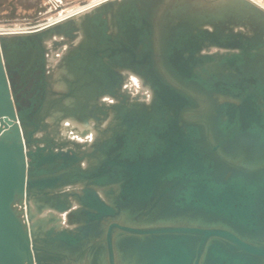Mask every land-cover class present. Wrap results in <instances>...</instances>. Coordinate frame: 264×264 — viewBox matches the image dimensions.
Masks as SVG:
<instances>
[{"label":"water","instance_id":"95a60500","mask_svg":"<svg viewBox=\"0 0 264 264\" xmlns=\"http://www.w3.org/2000/svg\"><path fill=\"white\" fill-rule=\"evenodd\" d=\"M0 264H264V6L0 34Z\"/></svg>","mask_w":264,"mask_h":264},{"label":"rangeland","instance_id":"374dc122","mask_svg":"<svg viewBox=\"0 0 264 264\" xmlns=\"http://www.w3.org/2000/svg\"><path fill=\"white\" fill-rule=\"evenodd\" d=\"M97 1L99 0H0V30L31 29ZM256 1L264 5V0ZM134 88L136 89L135 85ZM136 91L138 92L137 89Z\"/></svg>","mask_w":264,"mask_h":264},{"label":"bare ground","instance_id":"6f19581e","mask_svg":"<svg viewBox=\"0 0 264 264\" xmlns=\"http://www.w3.org/2000/svg\"><path fill=\"white\" fill-rule=\"evenodd\" d=\"M101 1H103V0H99V1H97V2H95V3H92V4H89V5L83 6V7H81V8L75 9V10H73V11L67 13V14L60 15L59 18H57V19H55V20H53V21L47 22V23H45V24H41V25L36 26V27H42V26H44V25L51 24L52 22L59 21V20H61V19H64V18H66V17H69L70 15H73V14H75V13H79V12H81V11H84V10L90 8L91 6H93L94 4L99 3V2H101ZM257 2H258V1H257ZM258 3H259V2H258ZM260 4H261V3H260ZM261 5L264 6L263 4H261ZM34 28H35V27H33V28H31V29H34ZM28 30H30V28H29V29H16V30H0V34L10 33V32L28 31ZM134 81H135V80H134Z\"/></svg>","mask_w":264,"mask_h":264},{"label":"built area","instance_id":"2783aa9c","mask_svg":"<svg viewBox=\"0 0 264 264\" xmlns=\"http://www.w3.org/2000/svg\"><path fill=\"white\" fill-rule=\"evenodd\" d=\"M134 80H135V81H134ZM130 82H131V84H132V86H133V87L131 86V88L134 89V91H136V89H137L138 91H140V89H141V85H140V82H139L136 78L131 77ZM134 85H135L136 89L134 88Z\"/></svg>","mask_w":264,"mask_h":264},{"label":"crops","instance_id":"0c3cea01","mask_svg":"<svg viewBox=\"0 0 264 264\" xmlns=\"http://www.w3.org/2000/svg\"><path fill=\"white\" fill-rule=\"evenodd\" d=\"M260 3V2H259ZM262 4V3H261ZM139 92V91H138ZM137 91L135 92V93H138ZM88 138H90V136L88 137Z\"/></svg>","mask_w":264,"mask_h":264}]
</instances>
